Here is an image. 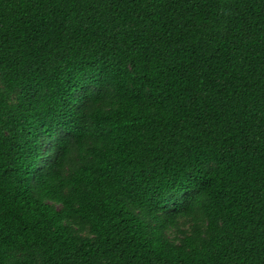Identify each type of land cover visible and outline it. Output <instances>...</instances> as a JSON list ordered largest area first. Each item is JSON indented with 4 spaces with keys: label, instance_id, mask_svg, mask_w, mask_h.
<instances>
[{
    "label": "trees",
    "instance_id": "trees-1",
    "mask_svg": "<svg viewBox=\"0 0 264 264\" xmlns=\"http://www.w3.org/2000/svg\"><path fill=\"white\" fill-rule=\"evenodd\" d=\"M0 264H264V0H0Z\"/></svg>",
    "mask_w": 264,
    "mask_h": 264
}]
</instances>
